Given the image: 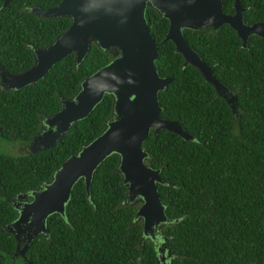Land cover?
Instances as JSON below:
<instances>
[{"label":"trees","instance_id":"trees-1","mask_svg":"<svg viewBox=\"0 0 264 264\" xmlns=\"http://www.w3.org/2000/svg\"><path fill=\"white\" fill-rule=\"evenodd\" d=\"M57 1L0 0V67H27L33 46L49 42L67 26L69 16H42L29 9ZM231 1L221 0L222 8ZM240 1L246 22L264 19V0ZM144 16L160 40L167 18L150 4ZM182 32L234 91L236 109L196 66L182 63L170 39L157 44L156 70L172 75L157 91L160 114L176 118L193 135L183 138L161 127L155 133L149 129L142 141L144 160L159 167L162 178L156 186L170 219L162 223L161 234L143 237L136 203L124 200L126 184L116 167L118 153L112 151L93 169L87 193L81 177L74 181L63 212L48 213L46 231L33 235L25 258L14 253L18 239L6 227L17 214L13 198L48 180L66 155L100 132L112 107V95L104 92L51 146L0 149V264L4 256L20 258L22 264H161L156 241L163 237L169 264H264V38L251 33L243 46L227 22L217 29L184 26ZM111 55L92 41L78 63L69 52L35 81L0 87V138L29 143L40 116L57 109L59 97L72 95L80 79Z\"/></svg>","mask_w":264,"mask_h":264},{"label":"water","instance_id":"water-1","mask_svg":"<svg viewBox=\"0 0 264 264\" xmlns=\"http://www.w3.org/2000/svg\"><path fill=\"white\" fill-rule=\"evenodd\" d=\"M8 0H2L5 4ZM150 4L168 20L160 40L151 34L144 16V7ZM29 9L42 16L66 15L70 21L49 42L33 46V61L27 67L9 71L0 67V87L13 88L33 82L41 77L56 60L73 52L74 63L86 54L94 41L111 52V58L84 75L76 91L70 96H60V106L40 116L43 126L31 134L29 148H46L55 143L75 119L86 115L104 92L112 95V107L102 129L79 148L66 155L53 170L51 177L36 188L19 192L13 201L16 216L6 223L7 229L17 237L22 232L23 245L16 243L14 252L25 258L24 251L33 235L45 232V219L52 211L63 212L74 181L81 177L86 193L95 166L110 152L118 153L117 169L126 184L125 201L136 197L140 203L134 216L141 218L142 234L153 237L170 218L164 212L156 181H162L159 167L149 165L142 145L149 129L153 133L161 127L192 138L176 118L160 114L157 91L171 79V74L160 75L155 66L157 44L170 39L175 51L183 56V63L197 67L203 79L209 81L215 93L226 95L227 87L212 72V64L205 61L188 43L182 27L215 28L227 22L246 44L251 33L264 38V19L251 22L243 20L245 6L232 0L230 9L222 8L221 0H58ZM235 99V95H232ZM233 108L231 99L225 97ZM28 196H30L28 198ZM22 197V199H17ZM19 200V201H18ZM165 237L162 238L164 242ZM159 250L163 249L158 244ZM26 264H34L26 260Z\"/></svg>","mask_w":264,"mask_h":264},{"label":"rangeland","instance_id":"rangeland-1","mask_svg":"<svg viewBox=\"0 0 264 264\" xmlns=\"http://www.w3.org/2000/svg\"><path fill=\"white\" fill-rule=\"evenodd\" d=\"M110 52H114L111 50H109ZM43 126V125H42ZM29 143H26L25 140H20V139H14V140H8V139H3L0 138V149L1 150H5V151H9V152H19V151H23L29 148ZM17 199H22V197H19ZM134 203H136V206L140 203V198L136 197L135 199H133ZM140 218V217H139ZM144 238H150L149 235H144ZM160 252V251H158ZM15 255H19V252H14ZM160 259L161 264H169L168 256H162ZM4 262L5 264H22V260L20 258H15V257H8V256H4Z\"/></svg>","mask_w":264,"mask_h":264},{"label":"flooded vegetation","instance_id":"flooded-vegetation-1","mask_svg":"<svg viewBox=\"0 0 264 264\" xmlns=\"http://www.w3.org/2000/svg\"><path fill=\"white\" fill-rule=\"evenodd\" d=\"M232 2V1H231ZM225 11H231V9H230V7L229 8H227V9H224ZM242 14H243V11H242ZM244 20V19H243ZM245 21V20H244ZM222 24V23H221ZM220 24V25H221ZM219 25V26H220ZM219 26H217V27H215V28H212V26H210V25H208V26H202L203 28H205V29H207V28H212V29H217ZM202 27H199V28H202ZM246 44H244L243 46H245ZM182 55V54H181ZM183 57V56H182ZM202 58V57H201ZM205 60V59H204ZM206 61V60H205ZM182 63H183V59H182ZM209 63V62H208ZM184 64V63H183ZM210 64H212V63H210ZM212 72H213V65H212ZM215 75V74H214ZM217 77V76H216ZM220 80V79H219ZM224 84V83H223ZM225 85V84H224ZM226 86V85H225ZM227 87V86H226ZM217 94V93H216ZM235 95V93H234V91L232 90V89H230L229 87H227V91H226V95L225 96H223V95H221V96H223L224 98L225 97H228V98H230L231 99V102H232V104H233V108H232V110H234L235 111V109H236V106H235V104H236V100L235 99H233L232 98V95ZM226 100V99H225ZM227 101V100H226ZM228 102V101H227ZM229 103V102H228ZM230 105V104H229ZM109 116V115H108ZM107 116V117H108ZM40 125L42 126L43 125V122H40ZM21 200V199H20ZM19 201V200H18ZM155 232V234H154V236L153 237H151V236H149V237H151V238H156V237H158L157 236V234L156 233H158L159 235L161 234L160 233V229H158V231H154ZM23 234H22V232H19L18 234H17V239H18V245H19V243H20V241L23 239V236H22ZM145 235H147V234H145ZM156 243L157 244H159L160 246H161V248L163 247L164 248V244H165V242H163L162 240H159V239H157V241H156ZM159 253V258H161L162 256H164V253H163V249H161L160 250V252H158Z\"/></svg>","mask_w":264,"mask_h":264}]
</instances>
